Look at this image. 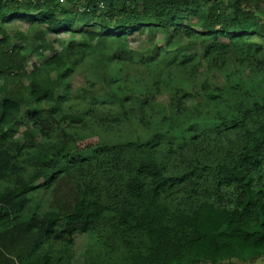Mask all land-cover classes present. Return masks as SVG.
Returning a JSON list of instances; mask_svg holds the SVG:
<instances>
[{
	"label": "trees",
	"instance_id": "trees-1",
	"mask_svg": "<svg viewBox=\"0 0 264 264\" xmlns=\"http://www.w3.org/2000/svg\"><path fill=\"white\" fill-rule=\"evenodd\" d=\"M13 23L43 34L11 44L5 26ZM71 33L78 38L26 71L31 56L50 49L44 34ZM142 33L199 42L209 69L264 66L256 43L264 42V0H0V264H72L79 235L99 248L88 247L82 264H232L264 256V190L254 178L264 167V102L254 130L233 122L239 136L208 154L188 147L173 154L159 143L167 137L159 127L142 141L74 146L72 120L93 106L63 109L67 75L85 67L109 88L133 78L120 74L131 62L146 72L149 88L160 71L194 67L192 56L161 47L144 60L126 45ZM114 91L103 97L118 104L120 119L128 117L127 99L140 109L143 95ZM19 125L25 133L16 137ZM57 182L67 185L61 202ZM37 192L53 194L43 211L28 208Z\"/></svg>",
	"mask_w": 264,
	"mask_h": 264
},
{
	"label": "rangeland",
	"instance_id": "rangeland-1",
	"mask_svg": "<svg viewBox=\"0 0 264 264\" xmlns=\"http://www.w3.org/2000/svg\"><path fill=\"white\" fill-rule=\"evenodd\" d=\"M5 34L11 44H31L35 35L43 34V29L27 27L23 23H13L5 26ZM16 34H19L17 37ZM75 33L67 35H43L44 43L50 45L49 51L41 56H31L26 62V71L30 72L33 65H41L51 54L59 51L64 43L76 40ZM260 43L264 48V42ZM126 45L134 53L142 55L144 60H150L157 54V47L164 51L176 50L192 56L191 62L194 67L185 73L178 74L176 71L166 69L160 71L159 80L156 84H150L144 88L147 74L131 62L121 65L120 74L128 77V82L113 84V87H105L95 84V75L85 67L75 73L66 76L69 86L68 100L63 103L66 107L77 106L92 107L93 111H86L81 116L80 122L72 120L73 131L78 136L74 138V146L84 148L86 145L99 147L101 144H111L112 140L120 145L130 140L142 141L147 139L153 131V127H159L167 131L166 136L157 137L160 144H167V148L176 152L186 150L188 147L198 154L210 153L220 148L239 136L238 130H231L229 126L235 121L242 122L246 129L254 130L262 118L257 112V107L264 102V66L262 68H248L238 66L233 62H227L225 67L207 68L202 59V45L193 39H181L176 42L170 41L167 35L156 33L150 39L145 33L130 36ZM38 43L35 44V47ZM155 60V59H154ZM155 63L157 62L154 61ZM136 84H131L134 81ZM189 80V81H188ZM93 81L94 84H90ZM25 82V80H24ZM26 84V82H25ZM90 88L91 92L85 97L79 92L81 88ZM115 90L117 96L131 93L137 97L143 95L141 106L127 99L124 102V110L128 117L121 119L118 104L103 97L104 91ZM117 92V93H116ZM89 97L95 98L90 101ZM93 104V105H92ZM23 108L21 112H23ZM142 118V120H140ZM85 123L87 125L85 126ZM142 123H149L150 128L144 129ZM101 125V126H100ZM158 125V126H157ZM114 131L112 133H107ZM25 133V127L18 126L16 137ZM34 141H38L34 136ZM118 144V145H119ZM257 185L264 190V167L254 176ZM38 184V183H37ZM67 191L66 182H57L59 196ZM53 194L37 192L31 197L29 209L37 207L39 211L46 209ZM60 196L58 197L61 202ZM91 247L94 254H98L99 248L89 235L76 236L71 249L72 264H82L84 251ZM232 264H264V256H260L246 262L231 261Z\"/></svg>",
	"mask_w": 264,
	"mask_h": 264
},
{
	"label": "built area",
	"instance_id": "built-area-1",
	"mask_svg": "<svg viewBox=\"0 0 264 264\" xmlns=\"http://www.w3.org/2000/svg\"><path fill=\"white\" fill-rule=\"evenodd\" d=\"M58 3L63 4L64 0H56Z\"/></svg>",
	"mask_w": 264,
	"mask_h": 264
}]
</instances>
